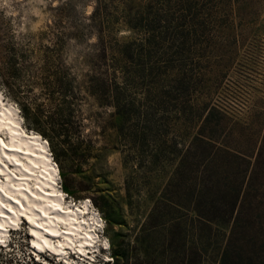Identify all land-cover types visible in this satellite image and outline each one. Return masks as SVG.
<instances>
[{
    "label": "rangeland",
    "instance_id": "1",
    "mask_svg": "<svg viewBox=\"0 0 264 264\" xmlns=\"http://www.w3.org/2000/svg\"><path fill=\"white\" fill-rule=\"evenodd\" d=\"M60 4L62 13L55 10ZM94 4L95 0H0V89L5 99L16 107L27 131L37 132L24 120L19 104L29 100L37 90L35 87L29 91V74L44 64V56L50 54L47 46L60 39L52 50L56 62L69 66L78 81L94 72L98 47L95 30L90 25ZM192 4L195 19L206 24V31L191 39L181 58L173 51L163 55V48L153 51L150 60L159 66L158 76L144 75L150 60L137 43L130 46L136 61H124V42H138L140 36L121 23L104 33L112 50L103 67L112 69V62L117 59L126 64L129 101L135 106L146 107L156 100L157 91L170 90L174 78L182 75L186 77L189 92L181 96L173 89L174 98L180 102L189 100L195 106L216 105L231 117L250 121L261 132L264 128V0H193ZM11 66L20 68L23 76L12 78L8 72ZM116 75V80L121 82L119 70ZM76 104V126L81 136L92 141V147L82 146L83 155L75 159L56 142L55 150L62 162L61 166L56 164L59 186L66 197L75 202L88 198L103 220L99 242L104 249L97 253L92 264H147L149 250L156 248L149 246V237L156 238L147 236L149 228L144 222L172 167L166 164L151 168L148 154H143L146 157L140 164L131 155L126 161L127 151L122 150L128 146L118 138L116 117L111 116L113 108L99 106L84 89L77 92ZM164 114L166 118L174 115ZM159 116L157 113L156 118ZM196 128H189L190 136ZM180 130L170 128L168 136L184 132L182 127ZM150 140L147 153L158 142L154 136ZM26 224L22 221L19 229L11 232L8 246L0 247V264H46L44 258L51 264H65L51 254L38 259ZM212 227L213 235L207 239V251L200 264H216L229 232L228 225ZM83 256L78 255L71 264H90Z\"/></svg>",
    "mask_w": 264,
    "mask_h": 264
},
{
    "label": "trees",
    "instance_id": "2",
    "mask_svg": "<svg viewBox=\"0 0 264 264\" xmlns=\"http://www.w3.org/2000/svg\"><path fill=\"white\" fill-rule=\"evenodd\" d=\"M116 1L95 0L90 14L98 46L93 73L78 81L69 66L56 62L52 50L60 39L47 46L50 54L44 56V64L29 74L27 87L37 90L19 104L24 120L48 140L58 165L62 162L56 142L71 158H79L82 146L92 147L74 120L77 92L84 89L99 106L113 108L118 138L128 146L122 150L127 151L126 161L131 155L140 164L147 156L151 168L172 167L144 222L147 236L156 238L149 237V246L156 248L149 250L147 264H200L212 226L220 224L228 225L229 232L216 264H264V128L257 132L250 121L231 117L216 105L180 102L172 90L181 96L189 92L182 75L174 78L170 90L157 91L156 100L146 107L135 106L129 101L126 64L117 59L112 69L103 67L112 50L104 33L116 23L140 36L138 42H124V61H136L130 52L133 43L146 51L149 60L161 48L163 55L173 51L181 58L191 39L206 31V24L194 17L193 0ZM55 10L62 13L63 5ZM159 69L150 60L144 75L155 78ZM117 70L121 82L116 80ZM8 72L15 79L23 76L14 66ZM165 112L174 115L166 118ZM173 127L184 132L169 137ZM193 127L197 128L190 136L188 130ZM150 136L154 141L161 138L147 153ZM94 204L99 207L95 200Z\"/></svg>",
    "mask_w": 264,
    "mask_h": 264
},
{
    "label": "bare ground",
    "instance_id": "3",
    "mask_svg": "<svg viewBox=\"0 0 264 264\" xmlns=\"http://www.w3.org/2000/svg\"><path fill=\"white\" fill-rule=\"evenodd\" d=\"M20 118L0 89V241H8L23 221L39 260L52 251L48 255L60 257L61 263L71 264L78 255L96 262L104 249L102 218L88 198L73 203L66 197L48 140L27 131Z\"/></svg>",
    "mask_w": 264,
    "mask_h": 264
},
{
    "label": "snow or ice",
    "instance_id": "4",
    "mask_svg": "<svg viewBox=\"0 0 264 264\" xmlns=\"http://www.w3.org/2000/svg\"><path fill=\"white\" fill-rule=\"evenodd\" d=\"M0 243H2V241H0Z\"/></svg>",
    "mask_w": 264,
    "mask_h": 264
}]
</instances>
